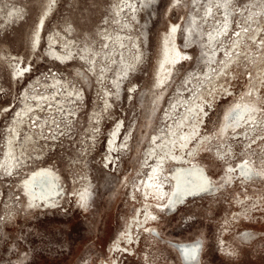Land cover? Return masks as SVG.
I'll use <instances>...</instances> for the list:
<instances>
[{"label":"rangeland","instance_id":"obj_1","mask_svg":"<svg viewBox=\"0 0 264 264\" xmlns=\"http://www.w3.org/2000/svg\"><path fill=\"white\" fill-rule=\"evenodd\" d=\"M119 1L0 0V110L7 104L9 108L18 107L25 84L36 76H43L50 91L58 87L57 91L62 89L65 95L39 114L41 122L38 125L32 122L28 135L26 127L22 141L23 137L29 139L23 143V152L19 154L23 160H29L27 166L19 173L0 179V264H186L165 242L166 238L173 242H198L199 252L192 264H264L263 184L244 186L243 190L230 184L215 199L204 198L189 207L179 208L169 217H161L154 230L162 242L157 240L153 247L145 245V242L150 244L145 230L142 238L134 235L138 236L139 246L126 250L128 245L123 243L122 253L117 257L112 256L113 251L109 252L117 243V235L128 234L126 230L137 207L132 202L131 186L147 139L158 127L161 110L166 109L177 85L192 69L194 73H205L207 67L208 59L197 47L192 48L189 54L193 61L173 62L168 76L161 77L157 84L159 73L154 71L159 39L175 24L173 38L176 40L180 31L178 45L184 47L188 41L192 42L193 37L186 32L184 38L182 35L188 18L203 16L206 5L212 2L180 0L169 4L170 0H154L145 6L140 1L138 16L131 21L143 46V58L141 56L137 62L136 69L128 71L120 92L110 86L108 90H113L111 104L107 103L103 82L108 75L114 76L112 70H98L104 58L94 57L90 61L87 58L95 47L104 48L103 35L115 29L114 9ZM239 1L242 7L250 3L252 8L263 9L264 0ZM50 6L44 28L38 30L41 40L34 47L36 22ZM261 20L253 27L254 39L242 44L241 58L231 62L218 76L217 86H212L211 90L206 88V97L210 102L215 100L203 125V132L207 134L216 132L227 105L247 88L264 82V17ZM200 28L199 33L193 32L197 42L202 40ZM49 35L50 39H55V44L65 41L79 49L85 60L56 62L54 55L47 51ZM15 64L17 68L29 67L30 73L19 77L15 74ZM130 85L134 87L131 94L128 93ZM78 89L84 94L79 96ZM259 89L264 106V84ZM45 91L48 90L37 92ZM74 91L78 99H70ZM216 91H220L217 97H211ZM75 101L80 104L77 114H72ZM10 115L11 112H6L0 117V141ZM119 119L125 122L126 129L130 127L128 143L123 153L114 158L117 166L113 164L108 170L105 144L114 121ZM210 152L203 150L199 162L208 176L217 181L222 175V165ZM41 166L55 171L62 188L58 205L51 210L29 205L18 188V180ZM239 199L251 200V205L258 206L247 223L238 216L239 210L234 206ZM189 217L192 218L189 223L182 222ZM243 232L251 237L243 239Z\"/></svg>","mask_w":264,"mask_h":264},{"label":"bare ground","instance_id":"obj_2","mask_svg":"<svg viewBox=\"0 0 264 264\" xmlns=\"http://www.w3.org/2000/svg\"><path fill=\"white\" fill-rule=\"evenodd\" d=\"M140 1L148 6L154 0L119 1V6L114 9L117 14L115 29L110 34L103 35L104 48L95 47L91 57L87 58L89 61L94 57L104 58V64L100 65L98 70L102 69L100 72H107L111 69L114 74L112 77L108 75L107 81L103 82L106 86L104 89L107 103L112 104L113 102L110 98L113 90H108L110 86L120 92L126 74L130 73L128 71L136 69L141 56L143 58V46L132 22L134 17L138 16ZM179 1L170 0L169 4L179 3ZM211 1L210 5H206L203 16L199 14L188 18V24L182 35L184 38L187 33L189 37H193L192 42L188 41L184 47L178 45L177 39L180 31L177 32L176 40H174L175 24H172V28L159 39L154 71L156 74L159 73L157 84H160L161 77L168 76L173 62L178 59H183L182 61L186 63L193 61L189 54L192 48L197 47L202 56L208 59L207 67L205 73L203 71L194 73L192 69L177 85L166 109L161 110L158 127L147 139L140 168L131 186L132 202L137 207L127 227L128 234L115 237L117 243L115 242L109 250V252L113 251V257H117L119 252L122 253L123 243L128 245L126 250L128 247L132 249L134 245L139 246V241H136L137 235L142 238L145 230L148 233V242H150V244L145 242V245L153 247L157 244V240L162 242L157 231L154 230V225L160 222L161 217L175 214L179 208L189 207L204 198L215 199L220 193L226 191L230 184L238 185L240 190H243L244 186L264 185V106L260 97L261 89H259L263 88L264 82L260 86L247 88L240 97L225 107L214 134L203 132V125H206L209 114L208 110L215 102L213 99L210 102L206 97V88L211 90L212 86H217L215 82L218 76L224 73L231 62L241 58L242 44L254 39L253 27L262 21L261 17H264V4L263 9H258L252 8L250 3L242 7L239 0ZM243 8H245L244 11ZM51 9L50 6L36 22L34 47L41 40L38 30L40 27L43 30L48 18L47 14ZM191 23L194 25L191 26ZM199 28L202 32V40L197 42L193 32L199 33ZM50 36L47 38L49 45L47 51L48 54L54 55L56 62L66 64L85 60L79 54V49L70 46V43L67 44L65 41H57L55 44V39H50ZM258 40L259 38L254 43L256 44ZM88 49L91 51L89 47ZM81 50L85 52L86 49ZM89 61L88 65L94 68L95 66ZM17 65L15 64L14 69L19 77L24 78L30 73L27 70L29 67L20 65L17 68ZM42 77L36 76L25 84L23 94L18 98L20 101L18 107L9 108L10 104H7L0 110V117L2 113L11 112L0 141V179L2 180L10 174L19 173L27 166L29 160H23V156L19 153L23 152L21 146L29 137H23L22 141V135L29 134L32 122L35 125L41 122L39 114L44 112L48 105L53 106L56 99L65 97L64 90L57 91L58 87H55V91H50ZM133 88V85H130L128 93L131 94ZM42 89L48 91L37 92ZM156 90L159 89L156 88ZM77 91L79 96L84 94L80 89ZM213 93L215 94L210 96L217 97L220 91ZM228 93L226 95H229ZM74 97L78 99L76 91L70 99ZM52 98H54L53 102ZM78 104L80 103L74 102L73 105L76 107L73 106L71 109H74L72 114H77ZM114 123L115 126L110 130L105 144L108 170L113 164L117 166L114 158H118L123 153L130 131V127L126 129L122 119L115 120ZM26 127L29 130L25 134ZM203 150L215 154L222 165V175L217 181L208 176L199 162ZM18 188L25 202L46 210L57 206L62 194L58 175L52 168L43 166L28 171L22 179L18 180ZM250 201L239 199L234 202L235 208L239 210L238 216L246 223L250 221V215L253 216L254 209L258 208V206L251 205ZM191 219L189 217L182 222L189 223ZM135 233L137 237L134 236ZM241 236L243 239H249L251 234L243 232ZM166 240L165 242L180 259L186 264L193 263L200 248L198 242H173L168 238Z\"/></svg>","mask_w":264,"mask_h":264}]
</instances>
